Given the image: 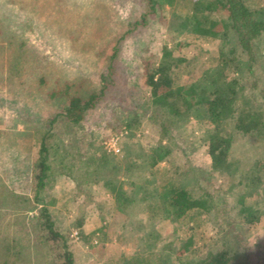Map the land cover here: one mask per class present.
Wrapping results in <instances>:
<instances>
[{
	"label": "rangeland",
	"instance_id": "374dc122",
	"mask_svg": "<svg viewBox=\"0 0 264 264\" xmlns=\"http://www.w3.org/2000/svg\"><path fill=\"white\" fill-rule=\"evenodd\" d=\"M244 2L264 21V0ZM144 5L0 0V226L19 245L16 264L54 260L36 222L41 206L66 236L74 264H196L223 249L230 264H264V127L242 129L254 112L264 119V32L246 52L220 0H157L147 23L118 41L105 96L80 122L64 116L54 122L42 201L33 204L28 196L26 169L17 161L27 163L36 152L32 136L43 128L42 116L61 111L80 80L84 88H99L108 63L99 50L110 52ZM194 15L208 32L192 28ZM22 41L43 56L44 85L33 68L40 59L25 61L11 51ZM144 59L166 66L174 90L192 87L213 99L215 88L230 89L233 110L223 120L233 136L227 168L211 167L206 137L212 124L202 103L179 119L155 108ZM159 146L169 152L153 168L149 156ZM167 181L206 198L208 209L165 211L160 185ZM120 186L133 196L125 211L115 196Z\"/></svg>",
	"mask_w": 264,
	"mask_h": 264
},
{
	"label": "trees",
	"instance_id": "16d2710c",
	"mask_svg": "<svg viewBox=\"0 0 264 264\" xmlns=\"http://www.w3.org/2000/svg\"><path fill=\"white\" fill-rule=\"evenodd\" d=\"M142 1L145 4V11L140 14V18L133 23H128L126 31H120L116 35L117 38L114 44L109 48L110 52H107L108 49L105 46L101 47L98 52V58L102 59V62L104 59H108L106 70L101 72L99 76V88L97 90L88 89L87 87L84 88L82 84L83 80H80L76 93L70 96L69 102L65 104L61 111L51 112L46 117L42 116L43 128L35 131L32 136L33 140L36 139L35 145H37V150L30 157L28 162L25 163V161H17L18 159H15L17 165L21 166L19 169L23 167L24 170L26 169L24 177L29 183L30 189L28 196L31 195L30 199L33 204L42 201L39 194L43 190L44 184L52 172L50 149L53 144L52 126L54 122L59 116L66 117L67 120L72 123L80 122L84 118L85 113L94 108L96 103L105 96L107 89L113 82V61L118 57V41L125 38V36L133 32L137 27L147 23V16L155 12L157 0ZM220 4L227 12L229 22L237 32L240 46L251 54L252 41L264 32V21L255 17L254 12L246 6L244 0H220ZM202 24L201 18L194 15L192 19V28L196 32L204 34L208 32V27ZM218 26L221 28L223 27L222 24ZM211 27L213 26L211 25ZM23 44L24 41L18 46L13 47L11 51H14L17 56L25 61L27 59H40L35 61L33 68L36 71L35 79L37 80V84L44 85L46 82V67L43 66L41 61L43 56L39 53V55L37 54L35 57L36 53L30 51L28 48L26 49L22 46ZM28 67L30 68V66ZM13 69H16V67ZM141 71L144 76L145 84L150 89L152 103L156 109H160L166 112V114L179 119L186 116L190 108L197 103H202L207 108L209 119L212 124V128L206 137L207 150L211 161L210 164L212 169L215 170L227 168L230 164V148L233 136L224 131L223 120L226 114L233 110L231 105L232 92L230 89L217 87L214 90L215 95L213 99H208L205 96L199 95L192 87L184 91L170 88L169 80L167 79V68L162 63L144 59ZM66 86H68V83H66ZM80 86L83 87L80 88ZM83 93H85V95ZM52 94L53 92H50V95ZM262 127H264L262 114L254 112L243 125L242 129H256L259 132ZM168 152L169 149L163 146L154 147L152 149V154L149 156L151 167L154 168L155 163L163 160ZM16 172L17 170L12 175L16 174ZM23 172L24 171L21 170V176ZM160 186L163 198L166 196L163 202V208L170 214L182 210L184 211L186 208L200 210L208 209L206 198H194L187 189L175 185L173 182L167 181ZM115 196L119 203L118 208L122 211H125L126 208L133 203V196L126 195L121 186L116 191ZM245 211L252 214L249 211V207H245ZM36 217V222L41 228L40 236L43 238L42 241L47 242L49 251L54 253V260H52L51 264H74L72 251L67 238L54 227L52 216L46 207H39ZM19 258L20 249L16 239L0 226V264H16ZM230 259L231 255L228 249H223L215 254L206 255L199 259L196 264H230Z\"/></svg>",
	"mask_w": 264,
	"mask_h": 264
}]
</instances>
